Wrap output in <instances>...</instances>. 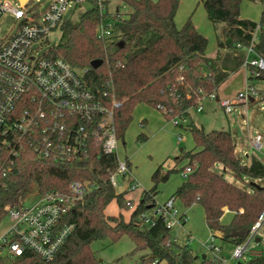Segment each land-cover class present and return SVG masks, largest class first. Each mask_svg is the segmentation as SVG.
Masks as SVG:
<instances>
[{
	"label": "trees",
	"instance_id": "trees-1",
	"mask_svg": "<svg viewBox=\"0 0 264 264\" xmlns=\"http://www.w3.org/2000/svg\"><path fill=\"white\" fill-rule=\"evenodd\" d=\"M119 1L128 11L115 24L118 41L106 45L96 37V27L104 16L89 9L75 22H63L61 39L51 53L76 69H85L84 80L91 89H102L111 81L112 94L119 102L114 110L115 132L122 142L132 112L139 104L163 113L167 121L187 118L189 110L202 96L215 93L231 73L239 70L244 56L235 46L247 45L257 28L256 48L264 58V0H251L261 4L257 23L239 18L242 0H201L208 21L213 26L225 25L217 38L215 59L205 57L207 40L195 30L190 19L181 28L175 27L173 19L179 0ZM119 42L123 46L120 47ZM96 59L103 63L92 69L90 63ZM257 79L264 80V72ZM188 131L197 150L182 152L176 159L177 162L187 159L180 171L189 167L191 172L171 197L178 199L185 208L199 205L208 230L219 232L222 242L238 245L244 239L232 238L231 234L248 232L264 210V187L244 179H263L264 165L254 157L248 165L242 164L235 155V145L228 131L206 132L192 122ZM143 138L140 134L137 141ZM5 166L0 168V222L5 217V207L17 205L24 199L31 183L36 184L40 195L65 193L73 181L94 184L57 224L58 228L74 227L54 259L43 263L37 255L25 251L14 259V264H97L89 249L90 243L103 240L116 243L122 237L133 242L134 252L147 250V262L215 264L206 257L199 259L193 255L187 245L180 247L172 242L171 232L164 227L161 218L154 219L152 226L140 220L141 215L153 210L157 186L167 182L176 172L174 169L164 170L159 165L151 175L152 188L144 190L134 205L124 198L125 192L116 193L110 185L109 177L115 170L116 160L114 155L102 154L100 148L80 164L39 160L25 152ZM217 166L222 168L220 173L216 171ZM112 200L121 210L133 207L127 222L121 214L105 215ZM224 207L233 212L228 224L220 222ZM246 264H264V255L252 256Z\"/></svg>",
	"mask_w": 264,
	"mask_h": 264
},
{
	"label": "built area",
	"instance_id": "built-area-1",
	"mask_svg": "<svg viewBox=\"0 0 264 264\" xmlns=\"http://www.w3.org/2000/svg\"><path fill=\"white\" fill-rule=\"evenodd\" d=\"M108 1L50 0L40 10L38 0L36 4L32 0H25L24 4L18 0H0V20L10 16L16 21L14 32L0 39V168L12 164L25 152L32 153L39 160L80 164L100 148L102 154L115 157L116 167L109 177L114 189L120 187V179L129 174L127 161L121 159L118 153L121 139L115 132L114 110L119 102L112 94L111 81L105 84V89H91L84 80L85 69H76L61 57L53 55L52 48L40 52L33 47L48 42V37L67 21L63 19L64 13L81 4H89L90 9L104 16L96 27V37L106 45L114 43L115 24L124 17L114 20L109 16L113 22H105ZM258 42L257 28L247 45L235 46L236 51L244 53L242 66L250 75L247 85L237 93L235 100H216L214 93L204 95L194 107L197 111L202 110L201 103L205 98L216 100L223 112L230 114L234 106L250 103V99L254 102L261 96V90L252 85L264 72V58L256 48ZM169 122L175 127H182L186 118H173ZM260 141V135H256L250 144L259 151ZM190 172L187 167L180 175L185 179ZM93 187L94 184L89 181H73L65 193L37 195L30 205H24L23 201L7 205L5 217L8 226L0 235V258L15 259L29 251L43 263L51 262L74 227L58 228L57 224L70 207L81 201ZM136 188L137 184L133 182L127 190ZM177 201L174 197L161 203L155 201L153 210L141 215L140 220L144 225L152 226L154 219L161 218L164 227L172 232L184 222ZM263 222L264 210L243 242L234 245L229 262L219 256L216 235H210L203 244L215 253L211 260L215 264H240L258 255L252 253H255L256 238L263 237ZM171 241L176 243L172 235ZM155 263L140 261L139 264Z\"/></svg>",
	"mask_w": 264,
	"mask_h": 264
},
{
	"label": "rangeland",
	"instance_id": "rangeland-1",
	"mask_svg": "<svg viewBox=\"0 0 264 264\" xmlns=\"http://www.w3.org/2000/svg\"><path fill=\"white\" fill-rule=\"evenodd\" d=\"M38 2V8L42 10L49 4L50 0H38ZM198 2L199 0H183L182 6L177 14V20L182 19V25H184V23L188 19H190L192 25L194 27L195 25L197 26L199 33H201L207 40V46L205 49V51L207 52L214 47L216 38H218V36L220 35L221 27H223L224 24H218L216 26L210 25L207 21L208 19L204 14V10L200 5H198ZM32 3L36 4V0H32ZM189 7L191 8L189 12H187V9ZM89 9V4H81L69 8L64 13L63 19L75 22L81 13ZM260 10L261 9L257 4L245 1L240 5L239 15L244 16L243 18H246L245 20H258ZM127 11L128 9L126 8V6L119 0H109L107 5L108 15L105 22H113L109 18V16L114 20L122 16L125 17L124 14H126ZM15 26L16 21L12 17L6 16L5 18L1 19L0 39H5L9 35H11L15 30ZM114 33V39H116L115 41H118V36L116 37L117 32L115 31ZM60 39L61 31L56 30L52 33V35L48 37V42H45L42 45H34L33 47L35 50L43 52L48 50L49 48L56 46L59 43ZM237 79H239V77ZM252 85L254 88L261 90V92H259V95L261 96L254 99V102L241 103L240 105L234 106L230 114H225L223 110L215 103V100L205 98L202 101V110L197 111L194 108L191 109L190 117L194 125L202 126L206 131L222 130L221 128H223L224 130L230 129L233 133L235 143L237 145L240 144L239 140H242L241 143H243L242 146H244L242 148L243 151L245 149V145L248 144L250 139H253L256 135H260L262 150L260 152H257L256 150L251 151L255 158L257 157V160H261L264 163V81L256 80L253 81ZM238 91L239 90H237L235 81L232 83H227L224 86V93L226 96L237 95ZM157 112L158 111H156V109H153L152 107L144 104H141L140 106H136L134 108L132 112V121L128 125L123 136L124 146H122L123 143L121 141L118 153L121 159H124V156L126 155L129 156L134 153V159L132 161L137 167L135 174L140 181H143L144 185L148 189L152 188L153 186L149 177L156 164L165 166L163 167L164 170L174 169L176 171L170 175V178L167 182L161 183L157 186V198L159 201H161L166 200L168 197H170L171 194L175 192L176 189L184 181V179L180 176V170L186 166L187 161L186 159H183L177 162L176 159L181 157V154L179 153L180 148H182L184 151L190 152V150L194 149V142L190 134H185L178 129L174 132V134L172 133L171 137H164V132L158 134L161 123L158 120L159 116ZM141 118H145L148 121L149 125L155 129L156 133L154 137H152L151 140L147 143L137 141V139L135 141L136 135H140L143 132L138 126V121ZM188 128L189 125L186 127V129ZM178 133L183 135V142L176 146L174 135ZM241 160L242 162H244V158H242ZM164 162H166L165 164L167 165H164ZM221 169V166L216 167V171H218V173L221 172ZM244 180L260 187H264V178L262 179V182H254L253 180H249L247 178ZM237 185L240 187H244V185L241 183H237ZM37 195H40L38 193L37 186L35 183H31L26 197L21 201H23L24 205H30L35 200ZM133 202L135 203V201ZM224 208V211H227V208ZM129 211H125L127 213L124 214V216L127 218H129ZM186 211L187 213L185 215L187 218V222L184 231H190L194 240L190 241L187 233L184 232L181 227H178L176 229H173L171 232V235L176 238V245L180 247L187 245L188 248L192 251L193 255L197 256L199 259H201L202 256H205L207 259L211 260L215 253H213L208 248V245L202 244L205 242H203V240L206 239L204 237L208 234V228L205 224L203 216L204 212H202V208L199 205H196V207H193L190 210L188 209ZM117 212L118 206L116 204V201L112 200L106 207V213L108 216H114L117 214ZM230 220V216L226 215L224 216L222 222L227 223L230 222ZM7 226L8 219L7 217H3L0 222V235L4 232ZM187 228L189 230H187ZM261 232L263 237L260 239V242L254 247L255 253L252 254L264 255V222ZM200 236L204 237L200 239ZM200 240L202 243L200 242ZM215 243L218 246L220 245V243H217V241ZM134 248L135 247L133 242L128 237H122L116 243H110L108 240H103L92 241L89 245V249L94 254V258L97 264H139L140 261L148 260V256H144L145 254H147V250L134 252ZM232 249V244L223 243L222 250L220 248L219 251V256L224 257V259L229 262ZM199 259L198 263L200 262ZM1 260L2 264H14V259L12 258L2 257ZM159 264L165 263L160 262ZM241 264H246V261H242Z\"/></svg>",
	"mask_w": 264,
	"mask_h": 264
},
{
	"label": "crops",
	"instance_id": "crops-1",
	"mask_svg": "<svg viewBox=\"0 0 264 264\" xmlns=\"http://www.w3.org/2000/svg\"><path fill=\"white\" fill-rule=\"evenodd\" d=\"M151 1H153V2H156L157 0H151ZM245 1H247V2H249V3H253V4H257L259 7H260V9H261V4L259 3V2H257V1H251V0H242V2H245ZM182 2H183V0H179V4H178V7H177V10H176V13H175V16H174V19H173V21H174V24H175V27L177 28V29H179V28H181L183 25H182V22H183V20L182 19H179V20H177V14H178V11L180 10V8H181V6H182ZM241 2V3H242ZM198 5H200L201 7H202V9L204 10V8H203V5H202V2H201V0H199V2H198ZM241 5V4H240ZM190 8L191 7H189L188 9H187V12H189V10H190ZM239 10H240V8H239ZM204 14H205V16H206V12H205V10H204ZM260 14H261V10H260ZM244 16H240L239 15V18L240 19H246V18H243ZM206 18H207V16H206ZM259 18H260V15H259ZM250 20V19H249ZM208 21V20H207ZM250 21H252V22H255V23H257L258 21H259V19L258 20H250ZM209 22V21H208ZM209 24L210 25H212L210 22H209ZM213 26V25H212ZM225 27V25H223V27H221V30H222V28H224ZM195 30L199 33V31H198V28H197V26L195 25ZM221 30H220V33H221ZM200 35H202L201 33H199ZM203 36V35H202ZM220 36V35H219ZM217 51H218V47H217V38H216V41H215V45H214V47L213 48H211V50L210 51H205V57L206 58H209V59H215V57L217 56ZM239 53H242V55L244 56V53L242 52V51H238ZM250 75H249V71L245 68V67H243V66H241L240 68H239V70H237L236 72H234V73H231L229 76H228V78L217 88V90H216V92L214 93L215 94V97H216V100H228V101H233V100H235V96L236 95H232V96H226L225 95V93H224V86H225V84H227V83H232V82H234L235 81V84L237 85V90H239V91H241L246 85H247V83H248V81H249V79H250V77H249ZM239 77V79H237ZM237 80V81H236ZM262 81H264V80H262ZM238 91V92H239ZM237 92V93H238ZM215 100V103L218 105V103H217V101ZM141 104H139V105H137V107L138 106H140ZM201 105H202V103H201ZM219 106V105H218ZM220 107V106H219ZM203 108V107H202ZM193 109V108H192ZM194 109H196V108H194ZM222 109V108H221ZM157 111V110H156ZM158 113V116H159V118H158V120L160 121V123H161V126H160V129H159V131H158V134H161V133H163V134H165V135H163L164 137H171V135H172V133L174 134V132L175 131H177V129L178 130H181L182 132H184L185 134H190L189 133V131H188V129H186V127L189 125V123H193V121H191V117H190V113H191V109L189 110V112H188V117L186 118V124L184 123V125L182 126V127H175V126H173L172 124H171V122H169V121H167L164 117H163V115L158 111L157 112ZM132 121V120H131ZM138 126H139V128H140V130H142L143 132L141 133L143 136H144V138L143 139H141L140 141L141 142H143V143H147V142H149L150 140H151V138L152 137H154V135L156 134L155 133V129L154 128H152L150 125H149V123H148V121L145 119V118H141L139 121H138ZM198 127H201V128H203L202 126H198ZM222 130H210V131H228L230 134H231V138H232V141H233V143H234V145H235V155H236V157L241 161V163L242 164H244V165H248L249 163H250V160H251V158L252 157H254L255 158V156L253 155V153H252V151L251 150H255L252 146H251V144H250V140H249V142H248V144H246L245 145V149H244V151L242 150V148L244 147V146H242V144L243 143H241V139L239 140L240 141V144H236L235 143V139H234V136H233V133H232V131L229 129V130H224L223 128H221ZM263 129H264V126H263ZM203 130L204 131H206L204 128H203ZM206 132H209V131H206ZM139 134H137L136 135V137H135V141H136V139H137V136H138ZM191 135V134H190ZM174 138H175V142H176V146H178L181 142H183V135L182 134H180V133H178V134H176V135H174ZM123 143V142H122ZM260 143H261V150H262V142L260 141ZM122 146H124V143H123V145ZM180 149H182V148H180ZM180 149H179V153L181 154L182 152H187V151H184L183 149H182V151H180ZM197 149L195 148V146H194V149L193 150H190V152H195ZM261 150H259V151H257V152H260ZM134 154V153H133ZM126 155V156H124V159L127 161V163H128V170H129V174L128 175H126L125 177H123V178H121L120 179V181H119V184L121 185L120 187H118L117 189H115V191H116V193H120V192H125V195H124V198L126 199V200H130V201H132V199H133V201H135V203H134V205L138 202V200L140 199V196H141V193L145 190V189H148L145 185H144V183H143V181H140L138 178H137V176H136V174H135V171H136V169H137V167L134 165V162L132 161L133 159H134V155ZM238 154H241V155H238ZM136 155V154H135ZM169 158V157H168ZM242 158H244V162H242ZM257 158V157H256ZM167 159V158H166ZM186 161H187V159H186ZM167 162V161H166ZM166 162H164L163 164L164 165H167V164H165ZM260 162L264 165V163L260 160ZM157 166H159L158 164H156ZM154 166V168H153V170H152V172L150 173V179H151V175H152V173H153V171L157 168V166ZM162 167H165V166H163L162 165ZM164 169V168H163ZM181 176V175H180ZM135 183V184H137V188L135 189V190H132V191H130V190H127V188H128V186L131 184V183ZM254 182H262V179H257V180H254ZM152 183V182H151ZM258 184V183H257ZM152 185H153V183H152ZM151 185V186H152ZM264 186V185H263ZM149 190V189H148ZM146 191V190H145ZM174 193V192H173ZM173 193L171 194V196L173 195ZM170 196V197H171ZM135 197V198H134ZM170 197H168V198H170ZM155 201L156 202H164L165 200H161V201H159L158 200V198H157V194L155 195ZM167 198V199H168ZM166 199V200H167ZM176 205H177V207L179 208V210H180V212H181V214L183 215V217H184V222H183V225L181 226V228L183 229V231H184V229H185V225H186V222H187V218H186V213H187V211L186 210H190L191 208H193V207H196V205L197 204H194V205H192V206H190L189 208H185V207H183L182 205H181V203L179 202V201H177L176 202ZM132 210H133V207L130 209V211H129V213H128V216L130 217V213L132 212ZM202 212H203V209H202ZM104 213H105V215H107V213H106V209H105V211H104ZM127 212H125L124 210H121V209H119L118 208V212H117V214L116 215H114V216H118L119 214H121L122 215V217H123V220L125 221V222H127L128 220H129V218H127V217H125L124 216V214H126ZM226 215H229L230 216V219L232 218V216H233V212H230V211H225L224 213H223V215L221 216V218H220V222L222 223V224H228L229 222H227V223H223L222 222V220H223V218H224V216H226ZM108 216V215H107ZM204 216V215H203ZM187 230H189L188 228H187ZM207 231H208V234L204 237V236H200V239H202L203 237L204 238H206L205 240H203V242L204 241H206L207 239H208V237L210 236V235H216V237H217V243H220V245H219V247L221 248V250H222V247H223V243H228V242H222L219 238H220V233L219 232H213V231H210V230H208L207 229ZM184 232H186L187 233V236L189 237V239H190V241L191 240H194V238L192 237V235H191V232L190 231H184ZM200 242H201V240H200ZM202 243V242H201ZM203 244V243H202ZM257 244V243H256ZM233 247H234V245H232ZM148 254H149V252H147V254H145L144 256H148ZM161 262H164V261H161ZM160 263V262H159ZM159 263H157V264H159ZM165 263V262H164ZM166 264V263H165Z\"/></svg>",
	"mask_w": 264,
	"mask_h": 264
},
{
	"label": "water",
	"instance_id": "water-1",
	"mask_svg": "<svg viewBox=\"0 0 264 264\" xmlns=\"http://www.w3.org/2000/svg\"><path fill=\"white\" fill-rule=\"evenodd\" d=\"M21 4H24L25 0H18ZM118 45L121 47L123 46V43L122 42H119ZM103 61L101 59H96V60H93L91 61L90 63V67L92 69H97L98 67H100L102 65ZM249 102H253V99H250ZM180 151H182V149H180ZM248 232H233L231 234V237L232 238H236V237H239L241 239H244L246 237ZM256 243L258 244L260 242V238H256ZM205 256H202V259H204Z\"/></svg>",
	"mask_w": 264,
	"mask_h": 264
}]
</instances>
